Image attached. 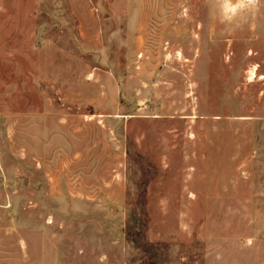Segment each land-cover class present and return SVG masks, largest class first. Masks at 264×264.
I'll use <instances>...</instances> for the list:
<instances>
[{"label":"rangeland","instance_id":"1","mask_svg":"<svg viewBox=\"0 0 264 264\" xmlns=\"http://www.w3.org/2000/svg\"><path fill=\"white\" fill-rule=\"evenodd\" d=\"M0 264H264V0H0Z\"/></svg>","mask_w":264,"mask_h":264},{"label":"bare ground","instance_id":"2","mask_svg":"<svg viewBox=\"0 0 264 264\" xmlns=\"http://www.w3.org/2000/svg\"><path fill=\"white\" fill-rule=\"evenodd\" d=\"M253 77H255L254 68L250 71V79H252ZM260 77H262V76H260Z\"/></svg>","mask_w":264,"mask_h":264}]
</instances>
